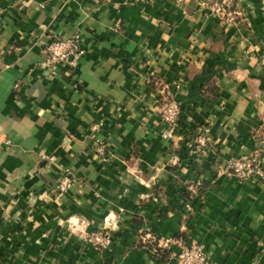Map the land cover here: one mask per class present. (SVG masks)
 <instances>
[{
  "label": "crops",
  "instance_id": "0c3cea01",
  "mask_svg": "<svg viewBox=\"0 0 264 264\" xmlns=\"http://www.w3.org/2000/svg\"><path fill=\"white\" fill-rule=\"evenodd\" d=\"M239 1L228 24L200 0H0V264H175L140 231L196 241L209 264H264V181L222 171L264 149V0ZM69 38L80 54L50 63ZM167 96L183 128L169 142ZM108 218L95 250L83 232Z\"/></svg>",
  "mask_w": 264,
  "mask_h": 264
},
{
  "label": "built area",
  "instance_id": "2783aa9c",
  "mask_svg": "<svg viewBox=\"0 0 264 264\" xmlns=\"http://www.w3.org/2000/svg\"><path fill=\"white\" fill-rule=\"evenodd\" d=\"M202 5L213 15L220 17L223 22L234 24L239 17L244 19L242 4L239 0H200ZM1 13V10H0ZM49 62H65L69 57L80 54L79 43L76 38L58 39L46 48ZM261 64L264 67V55L261 57ZM181 106L173 98L167 96L159 106V118L163 126L161 137L165 141H172L175 132H182L180 125ZM210 132L209 126H200L194 131V144L188 143L190 151L195 146H203L206 143ZM101 152L102 149L99 148ZM179 159L173 156L170 160L171 165H178ZM222 171L232 176L238 181H244L251 176H258L264 181V149L262 147L254 150L250 158H230L222 166ZM71 179L64 175L55 187L59 193L66 192L70 187ZM200 179L189 180L185 184V189L190 196H198L202 186ZM117 221L106 219L105 226L99 230H92L85 233V242L93 246L95 250H106L113 243L114 228ZM141 243L157 242V246L171 253L175 264H209V255L204 247L196 242H186L179 236H155L142 231L139 233ZM144 248L155 258L160 253L157 247L146 246ZM174 251V252H172Z\"/></svg>",
  "mask_w": 264,
  "mask_h": 264
},
{
  "label": "trees",
  "instance_id": "16d2710c",
  "mask_svg": "<svg viewBox=\"0 0 264 264\" xmlns=\"http://www.w3.org/2000/svg\"><path fill=\"white\" fill-rule=\"evenodd\" d=\"M183 134H185V133H183ZM205 189H206V185L205 184H202V186H201V188H200V190H199V193H198V196H202L203 195V193L205 192ZM188 193V192H187ZM145 234V233H144ZM180 237V236H179ZM139 243H140V245H142V246H146V247H148L149 249L151 248V247H157V249H158V252L160 253V255L157 257V259H167V257H168V251L167 250H164V249H161V248H159L158 246H157V242H148V243H141L140 242V240H139Z\"/></svg>",
  "mask_w": 264,
  "mask_h": 264
}]
</instances>
